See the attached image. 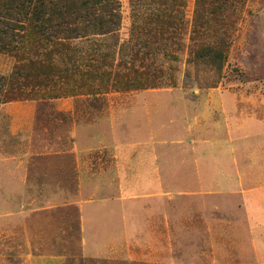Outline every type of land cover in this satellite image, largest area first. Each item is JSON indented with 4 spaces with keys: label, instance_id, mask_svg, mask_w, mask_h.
Listing matches in <instances>:
<instances>
[{
    "label": "rangeland",
    "instance_id": "obj_1",
    "mask_svg": "<svg viewBox=\"0 0 264 264\" xmlns=\"http://www.w3.org/2000/svg\"><path fill=\"white\" fill-rule=\"evenodd\" d=\"M230 3L196 38L197 0H119L116 35L73 42L75 55L45 58L25 32L0 53V264H264V0ZM216 47L220 61L192 55ZM144 102L174 104L178 115L159 120L166 160L209 157L216 187L128 203L119 193L108 210L127 211L134 235L86 252L76 202L93 196H82L74 136L106 122L130 134L125 115ZM116 156L90 154L87 170L117 174Z\"/></svg>",
    "mask_w": 264,
    "mask_h": 264
},
{
    "label": "crops",
    "instance_id": "obj_2",
    "mask_svg": "<svg viewBox=\"0 0 264 264\" xmlns=\"http://www.w3.org/2000/svg\"><path fill=\"white\" fill-rule=\"evenodd\" d=\"M156 106L164 107L165 104L144 102L128 111L125 121L128 126L131 122L132 131L125 136H122L118 132V127L111 122H106L103 129L98 131H78L74 136L76 139L74 152L80 172L82 196H93L92 199L76 202L81 209L85 208L82 213V229L83 247L86 252L102 251L115 246L118 242L128 241L134 235V229L127 226V211L117 214L108 210L109 204L117 202L115 201L117 194L120 193L121 198L125 199V201L119 199V203H128L134 196L147 199L164 195L166 186L216 187L214 168L207 159L209 157L205 156L203 162L197 154H191L194 156L193 159L190 157L189 163H182L179 153L176 156L173 155L174 153H168L166 160L167 147L164 148L165 141L160 133L164 128L159 120L174 117L179 112L174 104L173 108L157 109L152 112L151 107ZM150 122L151 124L147 125ZM123 139L125 147L122 149L118 145ZM105 150L112 152L121 162V157L116 155L124 151L125 168L117 171V174L90 173L85 159L90 154ZM236 181L238 185V180ZM118 218L125 219L124 226L113 224Z\"/></svg>",
    "mask_w": 264,
    "mask_h": 264
},
{
    "label": "trees",
    "instance_id": "obj_3",
    "mask_svg": "<svg viewBox=\"0 0 264 264\" xmlns=\"http://www.w3.org/2000/svg\"><path fill=\"white\" fill-rule=\"evenodd\" d=\"M240 1L197 0L194 38L202 34L200 29L204 25L216 22L222 26L229 2ZM119 10V0H0V53L16 52L21 44L20 33L25 32L38 39L45 58L75 55L79 49L73 42L116 35L121 20ZM192 55L214 61L223 59L218 47L194 48ZM74 67L69 72H74ZM55 72L65 81L70 75L63 69ZM51 77H46L45 81ZM2 82L0 80V94Z\"/></svg>",
    "mask_w": 264,
    "mask_h": 264
}]
</instances>
